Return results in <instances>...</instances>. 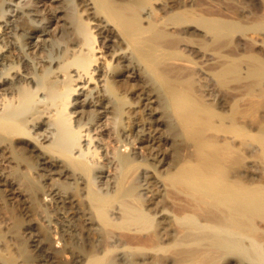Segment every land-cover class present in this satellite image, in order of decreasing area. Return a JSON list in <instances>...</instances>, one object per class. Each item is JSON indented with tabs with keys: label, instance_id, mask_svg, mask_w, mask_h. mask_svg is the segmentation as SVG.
Listing matches in <instances>:
<instances>
[{
	"label": "bare ground",
	"instance_id": "6f19581e",
	"mask_svg": "<svg viewBox=\"0 0 264 264\" xmlns=\"http://www.w3.org/2000/svg\"><path fill=\"white\" fill-rule=\"evenodd\" d=\"M20 1L0 264H264V0Z\"/></svg>",
	"mask_w": 264,
	"mask_h": 264
},
{
	"label": "rangeland",
	"instance_id": "374dc122",
	"mask_svg": "<svg viewBox=\"0 0 264 264\" xmlns=\"http://www.w3.org/2000/svg\"><path fill=\"white\" fill-rule=\"evenodd\" d=\"M22 1H23V0H21L20 2H22ZM213 1H214V0H213ZM219 1L221 2L222 0L214 1V3L216 2V3H219L220 5L223 4V2L220 3ZM201 3H203V2H201ZM205 3H206V4H205ZM211 3H212V2H211ZM214 3H213V4H214ZM224 3H225V2H224ZM241 3H242L243 5H245L248 9H250L252 12L255 13V11H257V10L255 9V7L249 5L247 2H244V0H242ZM51 5H52V7H53V6H56L57 3H52ZM51 5H50V6H51ZM200 5H201V4H200ZM202 5H203V7H204V5H206V8H207V6H208L207 1H204V3H203ZM202 5H201V7H202ZM220 5H219V6H220ZM201 7L199 6L200 9H202ZM222 7H226V5L223 4ZM50 8H51V7H50ZM204 8H205V7H204ZM204 8H203V9H204ZM51 9L53 10V8H51ZM57 9H58V6H57ZM55 10H56V7H55ZM226 13H228V11H226ZM254 13H253V14H254ZM229 14H230V13H229ZM230 15H231V14H230ZM254 15H255V14H254ZM251 16H252V17H251ZM251 16H250V15L248 16V17H250V20H248L249 18H245V19H244V22H250L251 19L253 18V15H251ZM246 20H247V21H246ZM258 38H259V37H258L257 35H255V34H251V33L248 34V33H247V35H245V37L243 38V41H242V42L244 43V49H245V50H251V49H252V50H255L256 47H254V46L252 45V43H253V41L257 40ZM254 39H255V40H254ZM244 40H245V41H244ZM251 46H252V47H251ZM248 47H249V49H248ZM250 48H251V49H250ZM49 51H50V52H49ZM46 52H47L49 55H51V56L53 55L52 52L54 53L53 49L50 50V47H49V48L46 47ZM195 83L197 84L196 86H198V85L200 86V84H199L197 81H196ZM199 86H198V88H200ZM201 89H203V88H201ZM119 121H120V123L122 124L123 121H126V118H120ZM104 138H105V137H104ZM106 139H107V138H105V140H106ZM107 140L110 141L111 139H107ZM107 140H106V141H107ZM111 143H112V141H111ZM111 145H113V143H112ZM10 213H11V215H12L14 221H16V224L19 225V221L17 220V218H16L15 214L13 213V211L10 210Z\"/></svg>",
	"mask_w": 264,
	"mask_h": 264
}]
</instances>
